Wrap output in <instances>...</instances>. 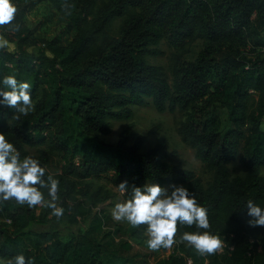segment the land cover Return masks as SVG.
Listing matches in <instances>:
<instances>
[{
    "label": "trees",
    "instance_id": "trees-1",
    "mask_svg": "<svg viewBox=\"0 0 264 264\" xmlns=\"http://www.w3.org/2000/svg\"><path fill=\"white\" fill-rule=\"evenodd\" d=\"M14 3V21L0 26L14 45L12 52L0 48V79L15 75L30 83L36 110L16 119L14 109H0V132L22 158L26 147L37 150L46 175L60 182L57 204L65 214L56 218L49 208L5 202L0 257L22 253L35 264H264V227L249 226L247 209H241L250 199L264 206V0ZM161 42L171 50V84L161 66L147 62L162 55ZM146 100L160 114H183L177 132L210 181L171 164L164 137L143 152L144 137L132 140V124L114 145L99 140L109 135L110 122L131 120V107ZM239 155L244 173L232 177L228 166ZM53 158L60 162L56 174L48 170ZM109 175L118 190L128 182L125 200L132 186L146 182L187 187L208 209V231L224 239V252L201 256L179 242L184 232L205 231L195 225L178 224V242L153 261L115 240L122 228L104 211L95 212L112 198L95 181ZM48 225L77 231L62 241L57 232L40 229ZM145 231L141 225L128 237L139 240Z\"/></svg>",
    "mask_w": 264,
    "mask_h": 264
},
{
    "label": "clouds",
    "instance_id": "clouds-1",
    "mask_svg": "<svg viewBox=\"0 0 264 264\" xmlns=\"http://www.w3.org/2000/svg\"><path fill=\"white\" fill-rule=\"evenodd\" d=\"M67 8V6H65ZM17 7L14 0H0V26L11 25L15 19ZM8 41L0 36V48ZM14 109L16 119L35 112L32 85L18 81L15 75L0 79V109ZM46 167L32 156L21 157L20 152L9 141L5 133L0 132V206L15 201L28 208L42 206L51 209V215L61 218L65 209L58 206L60 199L59 180L47 174ZM119 191H128V182L118 185ZM247 209L251 227H264V206L248 200L241 209ZM115 222H124L133 228L146 226L147 247L151 251L161 248L171 249L178 241V224L193 226L205 231L184 232L179 242L194 248L201 256L212 255L222 250L223 241L210 229L208 209L202 206L195 194L183 185L171 184L167 187L158 183H145L132 186L130 199L116 203L111 210ZM0 264H35L31 257L17 254L11 258L0 257Z\"/></svg>",
    "mask_w": 264,
    "mask_h": 264
},
{
    "label": "rangeland",
    "instance_id": "rangeland-1",
    "mask_svg": "<svg viewBox=\"0 0 264 264\" xmlns=\"http://www.w3.org/2000/svg\"><path fill=\"white\" fill-rule=\"evenodd\" d=\"M120 24V20H116L111 26V34L116 35L118 31V27ZM4 39H6L3 35L0 34ZM7 40V39H6ZM8 41V40H7ZM8 52H12L14 50V45L8 41L6 47H4ZM162 55L156 58H148L147 62L151 65H159L161 66L165 73L169 84L172 83V76L170 73V61L169 56L171 50L164 43L161 42L159 46ZM34 53L36 50H29ZM255 97V95H254ZM133 111V117L129 121L124 122H110V133L107 136H100L99 140L103 143L114 145L119 138V134L126 128L128 124L133 125V133L132 140L136 137H144V144L142 151L144 152L148 148L152 147L159 137H164L166 139L168 149V161L173 165H178L181 168L193 171L198 177L202 179L204 183L210 181L211 174H209L202 166V164L195 158L193 150L181 141V138L177 132L179 122L183 119V114L181 112L175 113H158L150 100H146L145 105L143 106H133L131 107ZM158 126L160 130L153 134L148 135L149 131ZM262 128H264V119L262 121ZM27 156H32L33 158L37 157V150L26 147ZM60 168V162L57 158H53L48 170L51 174H56ZM230 175L233 176H242L244 173V168L241 162V155L235 161H233L228 166ZM262 176H264V169L261 170ZM110 175L102 177L100 180L95 181L97 185H104L112 192V198L98 206L95 209V212L99 213L100 211H104L106 214L110 215L111 219V210L115 206L116 203L126 201L122 193L115 188L109 181ZM167 187V186H165ZM113 220V219H112ZM114 221V220H113ZM115 222V221H114ZM119 227L122 228L123 235L116 237L115 240L123 239L128 242L131 246H133L137 250H142L147 254H151V260L161 259L166 257L172 250L171 249H163L161 248L158 251H151L147 247L146 240L148 236L146 235V231L142 233L141 238L139 240H134L129 238V233L132 230H138V228H133L131 225L124 222H116ZM45 232H57L60 239L62 241L68 240L71 235L76 234V227H66L64 225H48L40 228Z\"/></svg>",
    "mask_w": 264,
    "mask_h": 264
},
{
    "label": "built area",
    "instance_id": "built-area-1",
    "mask_svg": "<svg viewBox=\"0 0 264 264\" xmlns=\"http://www.w3.org/2000/svg\"><path fill=\"white\" fill-rule=\"evenodd\" d=\"M221 240L223 241V248H222V250H220V251H218V252H224V249L226 248V243H225L224 239L221 238ZM232 249H233L232 247H229V248H228V251H231ZM260 251H261V247L259 246V247L257 248L256 252H260ZM250 254H251V253H250ZM187 264H192L191 259H187Z\"/></svg>",
    "mask_w": 264,
    "mask_h": 264
}]
</instances>
